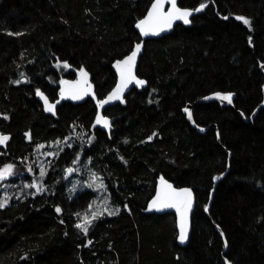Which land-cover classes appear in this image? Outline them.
Here are the masks:
<instances>
[{"label":"trees","instance_id":"trees-1","mask_svg":"<svg viewBox=\"0 0 264 264\" xmlns=\"http://www.w3.org/2000/svg\"><path fill=\"white\" fill-rule=\"evenodd\" d=\"M152 1L0 7V132L9 138L0 168L13 165L9 194L21 189L0 208V264H264V194L257 197L264 188V107L249 121L241 114L249 117L264 99V0H179L205 7L189 24L146 41L138 74L147 85L105 109L111 132L96 125L91 98L63 102L50 114L35 96L41 89L56 99L63 78L87 69L104 97L116 83L112 64L141 39L136 23ZM48 22L58 25L63 56L39 34ZM98 41L111 45L82 51L83 43ZM215 91L234 92V106L195 103ZM188 103L196 123L210 126L206 133L183 113ZM55 141L62 145L54 151ZM229 158L207 213L214 178ZM159 175L196 192L186 246L177 242L175 214L148 208ZM34 177L40 192L21 185ZM101 191L112 214L95 209ZM94 212L85 234L76 225Z\"/></svg>","mask_w":264,"mask_h":264},{"label":"water","instance_id":"water-1","mask_svg":"<svg viewBox=\"0 0 264 264\" xmlns=\"http://www.w3.org/2000/svg\"><path fill=\"white\" fill-rule=\"evenodd\" d=\"M157 2V0H153L152 3L150 4L149 8L147 9L146 13L144 14V16L142 18H140L136 25L139 24L141 21L147 20L149 13L152 12L153 9V4H155ZM176 6L178 8H180L181 10H188L190 11L192 14L189 16V23L192 20V17L198 13H200L202 10L200 11H196L197 8H191V7H184L181 6L179 4V0H176ZM172 8L171 2L170 0H161V9L160 11L164 14H167ZM158 21L154 20L153 23H156ZM187 23V24H189ZM177 24H185L183 22V20L180 19H175L172 21L171 27L169 28H165L163 31H158L157 34H152L151 31H149L148 35H144L141 30L139 28L136 27V29L138 30L141 39L136 42L132 48V50L126 54L124 57L116 59L113 64L112 67L116 73V83L115 85L110 89V91L102 98H99L97 93H96V88H95V84L94 81L92 79V74L87 70V69H83L81 70L78 75L74 78H63L60 81L59 84V92H58V97L54 100H52L48 94L43 91V90H38L35 93V96L37 98V100L42 104L43 109L45 112L50 113V114H55L57 112V108L63 103V102H73V103H82L84 102L86 99L91 98L93 99V101L95 102V105L97 107V112L95 115V123L98 127H100L101 129L105 130L106 132H111L112 128H113V121L112 118L107 115L105 113V109H107L110 106L122 103L125 99V97L134 89V88H138L141 89L143 87H145L147 85V80L144 77H141L138 74V66H139V62H140V58L143 55L144 51H145V43L148 39H154V38H159L162 37L164 35H167L169 33H171L175 26ZM146 29L148 28V26H145ZM140 45V51L138 52L136 58H135V63L134 65L131 67V74L132 76L135 77V79H133L130 83L127 84V87L123 89V92L120 95L119 99H112V100H108V98L112 95V93L116 90L117 86L121 84V70H124L127 73V66H123L121 67V69L117 68V62H122L124 61L128 56H130L132 54L133 51L136 50V46ZM260 68L262 69L263 73H264V62H262L260 64ZM82 73H86V75L82 74ZM140 80V81H144V83L142 85L137 84L136 81ZM263 91H264V87H263ZM37 92L41 93V95H37ZM217 94L220 95H231V103H228L227 101L224 100H220L217 98ZM74 96H79L80 98H73ZM47 99V104H45V99ZM234 98H235V93L234 92H219V91H215V92H211L201 98H199L195 103L198 102H203V101H207V100H215L218 101L219 103H221L222 105H229V106H234ZM108 100V103H104L103 105H101L100 102ZM48 105H54V109L53 111H49L48 110ZM193 106L194 103H188L184 108H183V113L187 116V119L191 122V124L196 127V129L200 132V133H206L208 131V129L210 128V126H201L199 124L196 123L195 119H194V114H193ZM264 107V99L261 102L260 105H258L255 110L252 112V114L249 117H246L242 112L241 114L245 117V119L247 121L252 120L256 114L258 113V111L260 110V108ZM189 114L191 115V118H189ZM99 117H102L104 120H107L109 122L108 127H105L104 124L101 123H97V119ZM218 139L219 138V134H218ZM230 170V158L228 159V165L225 171H223L222 173H220L219 175H217L214 178V182H213V187L210 191V195H209V201L208 204L206 206V211L207 213L209 212V208L212 202V199L214 197V193L217 187L218 182L227 174V172ZM162 181L164 183H162ZM166 185H171L172 186V190H174L176 193H180L185 189H188L191 191L192 193V205L191 208L187 211L186 213V230H187V236L186 239L184 240V242H181L180 240V234H181V213L184 211L183 208V199L184 197H174L173 202L179 204V206L181 207V211H177L176 207H162V206H153V201L156 200L157 196L164 193V192H170V190H168L166 188ZM196 192L194 190L193 187L188 186V185H184V186H177L175 185L170 179L166 178L164 175H159L157 177V181H156V186H155V192L152 195V197L149 199L148 202V208L151 212H154L156 214H165V213H174L176 216V228H177V242L180 246H186L189 243L190 240V236H191V232H192V222H193V214L195 211V207H196ZM218 229H220L219 226H217ZM225 250H227V242H226V248ZM226 264H230L229 261L226 259Z\"/></svg>","mask_w":264,"mask_h":264},{"label":"snow or ice","instance_id":"snow-or-ice-1","mask_svg":"<svg viewBox=\"0 0 264 264\" xmlns=\"http://www.w3.org/2000/svg\"><path fill=\"white\" fill-rule=\"evenodd\" d=\"M172 8L167 13L164 14L160 11L161 9V0H157L155 4H153L152 12L149 13L148 19L141 21L139 24L136 25L137 28L141 30V32L144 35H148L149 31L152 32V34H157L158 31H163L165 28L171 27L172 21L175 19L183 20L185 24L189 23V16L192 14L188 10H181L176 6V0H170ZM205 7V5H201L200 8H197L196 11H200ZM227 19V17H225ZM238 20H242V22L246 25L250 26V21L243 17H237ZM156 20L158 22L153 23V21ZM148 26L146 29L145 26ZM140 51V45L138 44L136 46V50L132 52L130 56H128L124 61L117 62V68L121 69L122 65L127 66V73L124 70H121V84L117 86L116 90L112 93V95L108 98V100L112 99H119L121 93L123 92V89L127 87V84L130 83L133 79H135L134 76L131 74V67L135 63V58ZM67 66V65H65ZM86 75V73H82ZM137 84L142 85L144 81L137 80ZM37 95H41V93L37 92ZM73 98H80L79 96H74ZM217 98L220 100L227 101L228 103H231V95H220L217 94ZM45 99V104H47V99ZM108 100L100 102L101 105L104 103H108ZM54 105H48V110L53 111ZM189 118H191V115L189 114ZM103 123L105 127L110 126L109 122L107 120H104L102 117H99L97 119V123ZM9 138L7 136H0V144H4L7 142ZM69 172L72 171V169H68ZM13 174V165L9 164L4 166L3 168H0V180H4L7 177L11 176ZM41 175H44L43 171L41 172ZM162 183H164L162 181ZM91 186V185H90ZM30 187H35L37 192L42 191L41 186L39 185H30ZM166 188L170 190V192H164L157 196L156 200L153 201V206H162V207H176L177 211H181V207L179 204L174 203L173 199L174 197H184L182 203L184 211L181 213V234H180V240L181 242H184L187 236V230H186V213L191 208L192 205V193L190 190L185 189L180 193H176L174 190H172L171 185H166ZM7 204V201L0 202V208L5 207ZM56 211L59 213L61 210L59 208L56 209ZM112 214V213H110ZM98 213H92V219H89L87 215L83 217V222L76 225L77 228H80L85 234L88 232V227L91 225L92 220L96 218Z\"/></svg>","mask_w":264,"mask_h":264},{"label":"rangeland","instance_id":"rangeland-1","mask_svg":"<svg viewBox=\"0 0 264 264\" xmlns=\"http://www.w3.org/2000/svg\"><path fill=\"white\" fill-rule=\"evenodd\" d=\"M36 3H37V0H0V7L3 6L4 4H9L12 6H17V7L31 8ZM57 33H58V25L54 22H48V23L44 24L43 26H41V28L39 29V34L45 40L52 42V47H53L54 51L57 54L63 56L64 48L59 47L56 44ZM110 45H111V42H108V41H98V42H95L93 44L83 43L82 51L84 53H89V52L101 53L104 49H106ZM50 145H52L51 148L55 151L58 147H60L62 145V143L60 141H55L53 143L51 142ZM7 165H9V164H7ZM4 166H6V165H4ZM3 167H1V168H3ZM13 174H14V172H13ZM13 174L11 176H13ZM11 176L7 177L4 180H0V202H3L5 200L8 202L11 194L19 195L21 193V189H18V190H13L12 193L9 194L8 190L10 188V184L7 181L10 179ZM87 178L90 180L94 179L93 173H91L90 170L86 174V179ZM77 180H78V178H77ZM71 183H72V186L75 184V186L73 188H76L77 191L81 190L84 186V184H82V183L79 184V182L76 181L75 179L72 180ZM21 185H22V187L24 186V188H26V187L28 188V187H30V185H39L40 186V181L36 177H34L32 181L25 182ZM33 190H34L33 193H35L36 188L33 187ZM263 194H264V188L258 193L257 197L260 198ZM100 195H101L100 201H99V203L95 209H97V211H106L109 213L112 212L111 206L108 203V200L106 199L105 194H103V192L101 191Z\"/></svg>","mask_w":264,"mask_h":264},{"label":"flooded vegetation","instance_id":"flooded-vegetation-1","mask_svg":"<svg viewBox=\"0 0 264 264\" xmlns=\"http://www.w3.org/2000/svg\"><path fill=\"white\" fill-rule=\"evenodd\" d=\"M0 136H7V135H5L4 133H2V132H0ZM8 137V136H7ZM8 141V140H7ZM6 146H7V142L6 143H4V144H0V149L1 148H6ZM0 153H1V151H0Z\"/></svg>","mask_w":264,"mask_h":264},{"label":"bare ground","instance_id":"bare-ground-1","mask_svg":"<svg viewBox=\"0 0 264 264\" xmlns=\"http://www.w3.org/2000/svg\"><path fill=\"white\" fill-rule=\"evenodd\" d=\"M74 133V132H73ZM8 142V141H7ZM83 142V141H82ZM81 145V144H80Z\"/></svg>","mask_w":264,"mask_h":264}]
</instances>
